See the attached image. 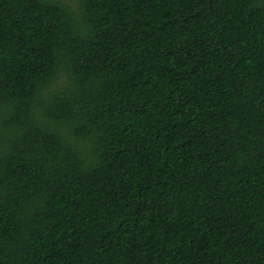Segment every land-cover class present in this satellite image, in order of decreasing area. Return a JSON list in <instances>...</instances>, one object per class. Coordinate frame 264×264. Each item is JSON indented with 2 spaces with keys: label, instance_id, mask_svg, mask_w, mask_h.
I'll use <instances>...</instances> for the list:
<instances>
[{
  "label": "trees",
  "instance_id": "1",
  "mask_svg": "<svg viewBox=\"0 0 264 264\" xmlns=\"http://www.w3.org/2000/svg\"><path fill=\"white\" fill-rule=\"evenodd\" d=\"M0 264H264V0H0Z\"/></svg>",
  "mask_w": 264,
  "mask_h": 264
}]
</instances>
